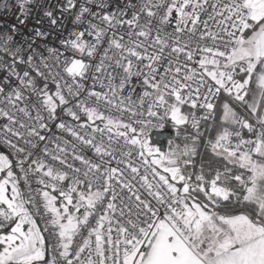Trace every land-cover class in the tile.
<instances>
[{
  "label": "snow or ice",
  "instance_id": "snow-or-ice-1",
  "mask_svg": "<svg viewBox=\"0 0 264 264\" xmlns=\"http://www.w3.org/2000/svg\"><path fill=\"white\" fill-rule=\"evenodd\" d=\"M0 264H264V0H0Z\"/></svg>",
  "mask_w": 264,
  "mask_h": 264
},
{
  "label": "trees",
  "instance_id": "trees-1",
  "mask_svg": "<svg viewBox=\"0 0 264 264\" xmlns=\"http://www.w3.org/2000/svg\"><path fill=\"white\" fill-rule=\"evenodd\" d=\"M210 123H211V122H205V123H203V124L201 125V127H202L203 129H207ZM218 126H219V120H218V118H217V125H216V127H218ZM168 129H169V128H168ZM169 130H171V129H169ZM188 131L191 133L193 130L189 127V128H188ZM171 132H172V138H171V139H175V134H174L175 132L172 131V130H171ZM209 135H211V136H213V137L215 136V128H213L212 131H211L210 133L207 132V131H205L204 134H203V136L201 137V142H200V147H199V151H200L201 155L196 157L197 165H199L201 158H202L203 160H205V161L211 159V153H210V151L206 150L205 147H204V140H205ZM177 142L180 143V144H183V141H182V140H177Z\"/></svg>",
  "mask_w": 264,
  "mask_h": 264
},
{
  "label": "water",
  "instance_id": "water-1",
  "mask_svg": "<svg viewBox=\"0 0 264 264\" xmlns=\"http://www.w3.org/2000/svg\"><path fill=\"white\" fill-rule=\"evenodd\" d=\"M151 138L152 142L163 150L165 141L172 138V132L169 129H166L161 132H154L151 134Z\"/></svg>",
  "mask_w": 264,
  "mask_h": 264
},
{
  "label": "built area",
  "instance_id": "built-area-1",
  "mask_svg": "<svg viewBox=\"0 0 264 264\" xmlns=\"http://www.w3.org/2000/svg\"><path fill=\"white\" fill-rule=\"evenodd\" d=\"M50 3L53 4V5H55V4L57 3V0H50ZM65 23H66V25H67V28L65 29L64 34L67 35L68 32H70V31L72 30V27H73L72 24H71V18H70V17L66 18ZM208 122H211V121H208ZM201 128H202V127H201ZM163 130H164V129L159 130V131L153 130L152 132H150L149 135H151V134L154 133V132H161V131H163ZM202 130H203V128H202Z\"/></svg>",
  "mask_w": 264,
  "mask_h": 264
},
{
  "label": "rangeland",
  "instance_id": "rangeland-1",
  "mask_svg": "<svg viewBox=\"0 0 264 264\" xmlns=\"http://www.w3.org/2000/svg\"><path fill=\"white\" fill-rule=\"evenodd\" d=\"M169 129H170V127H169ZM172 131H173V130H172ZM174 134H175V133H174ZM149 136H150V141L152 142L151 135H149ZM174 140H175V139H174ZM175 142L178 143L177 140H175ZM152 143H153V142H152ZM153 144H154V143H153ZM154 146L157 147V148H159L156 144H154ZM168 147H169V146H168V140H167V141L165 142V144H164V149H163V150L160 149V148H159V149L162 150V151H168Z\"/></svg>",
  "mask_w": 264,
  "mask_h": 264
},
{
  "label": "flooded vegetation",
  "instance_id": "flooded-vegetation-1",
  "mask_svg": "<svg viewBox=\"0 0 264 264\" xmlns=\"http://www.w3.org/2000/svg\"><path fill=\"white\" fill-rule=\"evenodd\" d=\"M164 130H165V129H164ZM164 130H163V131H164ZM166 141H167V140H166ZM166 141H165V142H166Z\"/></svg>",
  "mask_w": 264,
  "mask_h": 264
}]
</instances>
